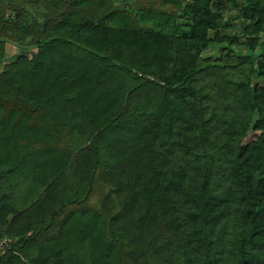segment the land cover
<instances>
[{
  "label": "trees",
  "instance_id": "trees-1",
  "mask_svg": "<svg viewBox=\"0 0 264 264\" xmlns=\"http://www.w3.org/2000/svg\"><path fill=\"white\" fill-rule=\"evenodd\" d=\"M230 1L241 34L216 0H0V264H264V0Z\"/></svg>",
  "mask_w": 264,
  "mask_h": 264
},
{
  "label": "rangeland",
  "instance_id": "rangeland-1",
  "mask_svg": "<svg viewBox=\"0 0 264 264\" xmlns=\"http://www.w3.org/2000/svg\"><path fill=\"white\" fill-rule=\"evenodd\" d=\"M219 5L223 8L225 20L231 23V26L228 28L229 31L241 34L240 25L243 23L242 16L240 14V7L237 3L230 0H216ZM261 40H264V33L261 36ZM35 50V48L25 47L19 44L9 43L8 45V56H16L18 53H21L25 50ZM221 55V49L218 45H211L205 52H203L204 58H213L216 59Z\"/></svg>",
  "mask_w": 264,
  "mask_h": 264
},
{
  "label": "built area",
  "instance_id": "built-area-1",
  "mask_svg": "<svg viewBox=\"0 0 264 264\" xmlns=\"http://www.w3.org/2000/svg\"><path fill=\"white\" fill-rule=\"evenodd\" d=\"M12 240L10 238H4L0 240V251H5L7 245L11 242Z\"/></svg>",
  "mask_w": 264,
  "mask_h": 264
},
{
  "label": "crops",
  "instance_id": "crops-1",
  "mask_svg": "<svg viewBox=\"0 0 264 264\" xmlns=\"http://www.w3.org/2000/svg\"><path fill=\"white\" fill-rule=\"evenodd\" d=\"M0 253H1V251H0Z\"/></svg>",
  "mask_w": 264,
  "mask_h": 264
}]
</instances>
